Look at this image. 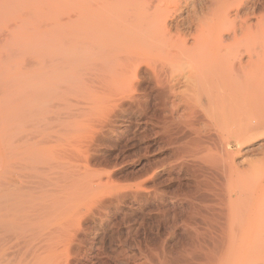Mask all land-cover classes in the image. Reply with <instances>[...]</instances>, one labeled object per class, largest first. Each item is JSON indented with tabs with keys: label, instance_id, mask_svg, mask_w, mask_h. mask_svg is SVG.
<instances>
[{
	"label": "bare ground",
	"instance_id": "6f19581e",
	"mask_svg": "<svg viewBox=\"0 0 264 264\" xmlns=\"http://www.w3.org/2000/svg\"><path fill=\"white\" fill-rule=\"evenodd\" d=\"M0 264H264V0H0Z\"/></svg>",
	"mask_w": 264,
	"mask_h": 264
},
{
	"label": "rangeland",
	"instance_id": "374dc122",
	"mask_svg": "<svg viewBox=\"0 0 264 264\" xmlns=\"http://www.w3.org/2000/svg\"><path fill=\"white\" fill-rule=\"evenodd\" d=\"M32 10V8L30 7V8H27V10ZM39 12H40V10L38 11V13L36 12L35 13V17L36 16H38V15H40L39 16V18H38V20H40V22L41 21H43V23H44V25H43V23L41 24V26L39 27L40 28V30H49L47 33L48 34H46V38H47V41H49L50 42V46H51V51H52V56H53V59L55 58V61H56V59L58 58V60L57 61H59V59H62L63 60V62L65 61L64 59H65V46H63V43H64V40L63 39H65V33H63V32H65V9H60V10H58V11H52V12H49V13H46L45 15L42 13V12H40V14H39ZM32 15H33V13H32ZM59 17V18H58ZM60 19V20H59ZM62 20V21H61ZM49 24V25H48ZM48 25V26H47ZM46 26V27H45ZM64 30V31H63ZM54 32V33H53ZM42 34V33H41ZM41 34L39 33L38 35V37H41ZM63 34V35H62ZM31 37H33V35L31 34ZM62 40H63V42H62ZM65 44V43H64ZM62 62V61H61ZM62 62V63H63ZM55 63V62H54ZM61 63V64H62ZM54 65H60L59 64V62H57V64L55 63ZM63 67H65V64H63V65H61V70H60V77L61 78H64L65 79V68H63ZM55 70H57V67L55 66ZM63 92L62 93H59V94H55V95H52V97L53 98H47L46 99V101H44L43 103H41L40 105H39V108L41 109V107L43 108V112H45L44 111V109H46L47 110V113H48V115H49V120L47 119L46 120V122H47V127L48 126H50V135H49V140H50V142H48V146H50L51 147V149H52V151H53V154L54 155H58L59 157H57V156H55V157H53V158H50V161L48 162H44V164H42L43 162L41 161V162H37V164H35V167H44V166H47V164H49V163H51L50 165H58V166H56V167H60L61 165H63V166H61V167H65V163L66 162H68V160L66 159V157H65V154L66 153H68L67 152V150H68V147H66L65 146V102H66V100H65V90H62ZM64 98V99H63ZM61 101V102H60ZM35 103V100L31 103V106L33 107V104ZM57 103H58V106H57ZM54 104V105H53ZM59 104L60 105H62V106H59ZM43 105H45V106H43ZM55 106L54 108H52V106ZM49 106H51V107H49ZM57 106V107H56ZM52 110V111H51ZM54 111V112H53ZM56 113H58L57 115H56ZM62 113H64V114H62ZM54 117V120L53 119H50L51 117ZM57 118V119H56ZM36 119V118H35ZM35 122H37V119H36V121ZM49 123V124H48ZM36 124V127L35 128H38V126H39V124H37V123H35ZM62 125V126H61ZM64 125V126H63ZM31 127V126H30ZM30 127H28V130L26 129V131H30V130H32ZM61 130H60V129ZM56 131V132H55ZM51 136H53L54 138H52ZM56 137V138H55ZM58 137V138H57ZM61 137V138H60ZM60 138V139H59ZM62 139V140H61ZM56 140H58V141H56ZM61 141V142H60ZM63 141V142H62ZM55 142V143H54ZM112 144V143H111ZM120 145H122V144H120ZM129 148V147H128ZM125 149L124 150V152L127 154L128 152L130 153L132 150L131 149ZM65 149H67L66 151H65ZM113 147H109V148H106V149H104L103 150V153L101 154L102 155V160L104 159L105 161H106V159H108V157L111 155V154H114L115 155V150L113 149ZM56 150H59L58 152L56 151ZM64 150V153H62V151ZM129 150H131V151H129ZM61 151V152H60ZM111 151V152H110ZM120 151V150H119ZM107 155H106V154ZM116 153H117V151H116ZM124 153V154H125ZM59 154H62L61 156L62 157H60V155ZM63 154H64V156H63ZM104 155V156H103ZM114 155H112V156H114ZM111 156V157H112ZM65 159H64V158ZM105 157V158H104ZM110 157V158H111ZM55 158V161L53 160ZM109 158V160H107V163L109 164L110 162H112L113 161V158H112V160ZM63 159V160H62ZM52 161V162H51ZM57 161V162H56ZM59 161V162H58ZM16 164H18V162H16V161H14ZM55 162V163H54ZM64 163V164H61V163ZM45 163H46V165H45ZM53 163V164H52ZM42 164V165H41ZM75 164V163H74ZM19 165V164H18ZM76 165V164H75ZM13 166V165H12ZM15 166V165H14ZM104 167V166H103ZM106 167V166H105ZM108 167H111V163H110V165H108ZM125 167H127V166H125ZM127 217H129V218H125V220L127 221V223H126V221H124V223L125 224H120L119 225V227H116L115 229L116 230H112V233H113V236H118L119 235V237L120 238H122V239H126L127 238V231H126V226L128 227V225L129 226H132L131 224H133L134 223V218H132V217H130V216H127ZM139 218V217H138ZM117 220H119L118 219V217L116 218V223H118V221ZM130 220H132L131 222H130ZM120 221V220H119ZM129 222V223H128ZM115 223V222H114ZM91 225H92V227H91ZM90 225V230L92 231V232H94L95 231V225H93V224H91ZM123 225V226H122ZM95 226V227H94ZM98 228V227H97ZM122 228V229H121ZM125 228V230H123ZM119 229V230H118ZM121 230H123V232H121ZM126 231V235L124 234V232ZM115 233V234H114ZM117 233V234H116ZM121 233V234H120ZM124 234V235H123ZM125 236V237H124ZM177 236H179V235H177ZM177 238H179V237H176L174 240H176V243H178L177 241H178V239ZM121 239V240H122ZM107 240H109V239H107ZM106 240V241H107ZM173 240V241H174ZM117 240L115 239V240H113V242H110V240L109 241H107V242H105V244H106V246H105V250H106V252H109L108 250H110L109 248V246L110 245H112V244H117V242H116ZM170 242L169 244H171V245H173L172 243H174V244H176L175 243V241L174 242ZM108 242H109V245H107L108 244ZM127 245V244H126ZM125 247H127V246H125ZM124 247V248H125ZM85 250L87 249V248H84Z\"/></svg>",
	"mask_w": 264,
	"mask_h": 264
}]
</instances>
